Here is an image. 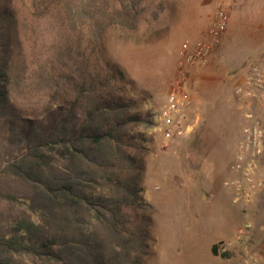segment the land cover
<instances>
[{"label": "rangeland", "instance_id": "obj_1", "mask_svg": "<svg viewBox=\"0 0 264 264\" xmlns=\"http://www.w3.org/2000/svg\"><path fill=\"white\" fill-rule=\"evenodd\" d=\"M134 1L0 0L10 43L7 108L39 118L48 106L62 105L82 117L94 100L115 101L111 114L123 122L122 144L141 164L142 205L125 209L134 224L148 219L142 221L148 239L141 264H247V254L259 250L251 237L242 250L220 245L234 237L242 219L252 230L249 212L259 205L258 189L241 217L225 181L233 176L244 123L233 86L264 51V0H229L226 30L208 62L185 70L193 129L176 140L158 130L156 113L184 69L182 44L204 35L216 0ZM4 151L0 137V162L9 156ZM8 179L0 170V190H16L19 197L0 198L2 230L23 211L37 219ZM216 236L213 244L228 257L211 253Z\"/></svg>", "mask_w": 264, "mask_h": 264}, {"label": "trees", "instance_id": "obj_2", "mask_svg": "<svg viewBox=\"0 0 264 264\" xmlns=\"http://www.w3.org/2000/svg\"><path fill=\"white\" fill-rule=\"evenodd\" d=\"M7 18L0 6V137L9 155L0 170L24 192L37 219L23 211L0 228V264H141L148 219L134 224L125 210L142 205L141 164L122 144L123 122L111 114L116 102L94 100L82 117L62 105L48 106L39 118L8 109ZM18 197L0 190V198ZM211 253L228 257L216 244Z\"/></svg>", "mask_w": 264, "mask_h": 264}, {"label": "built area", "instance_id": "obj_3", "mask_svg": "<svg viewBox=\"0 0 264 264\" xmlns=\"http://www.w3.org/2000/svg\"><path fill=\"white\" fill-rule=\"evenodd\" d=\"M215 6L213 19L204 35L192 43L182 44L181 66L184 69L168 92L164 105L156 113L158 130L170 140L185 138L193 129L190 116L193 95L186 83L185 70L189 66L205 65L220 35L226 30L229 0H216ZM233 94L244 123L242 140L232 165L234 175L225 184L232 189V202L243 211L259 185L264 187V183L257 180L264 151V54L246 67L243 75L234 83ZM250 235L251 223L244 219L234 240L243 244L249 240ZM231 243L221 244L220 249L225 251Z\"/></svg>", "mask_w": 264, "mask_h": 264}, {"label": "crops", "instance_id": "obj_4", "mask_svg": "<svg viewBox=\"0 0 264 264\" xmlns=\"http://www.w3.org/2000/svg\"><path fill=\"white\" fill-rule=\"evenodd\" d=\"M262 54H264V51L262 53H260V56ZM233 175H234V172H233ZM263 176H264V160H261V165L259 168V182L264 183V180H261V178ZM258 189H259V205L255 206L253 209H250L251 211L249 212V215L251 216V220L254 221L253 222V228L251 230V236H250L251 238L250 239L253 240L255 245H259V248H258L259 250L257 251V253L254 252L253 255L247 254V256L245 257L246 258L245 261L247 262V264H249V263H251V264H264V252L262 251V245L264 244V187L259 185V188H257L256 190H258ZM244 208H246V207H244ZM177 211H178V203H177L175 214L179 217V213ZM200 211H202V210H200ZM239 211H240L241 217H243V214L245 215V213L242 210H240V208H239ZM194 217L197 218V215L194 214ZM243 220L244 219H242V221ZM235 236H236V234L234 235L233 238H230V241H232V243H231L232 245L230 247L234 248L236 251L242 250L243 249L242 247H244L245 243L240 244V243L236 242L234 240ZM218 238H220V237L216 236L211 244H213L216 241V239H218ZM210 250H211V248H210ZM255 255H257V256L254 257Z\"/></svg>", "mask_w": 264, "mask_h": 264}]
</instances>
